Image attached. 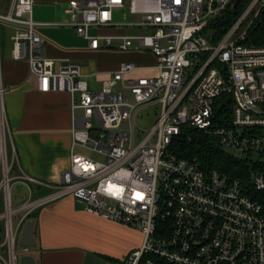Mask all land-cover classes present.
Segmentation results:
<instances>
[{
  "label": "built area",
  "instance_id": "obj_1",
  "mask_svg": "<svg viewBox=\"0 0 264 264\" xmlns=\"http://www.w3.org/2000/svg\"><path fill=\"white\" fill-rule=\"evenodd\" d=\"M34 3L14 0L0 14V25L11 29V57L27 61L38 91L69 94L70 165L55 186L24 178L47 191L39 197L29 192L12 207L10 168L2 161L1 246L7 258L0 254V263L18 264L28 255L30 249L17 251V245L29 215L70 197L85 213L143 236L136 250L114 264H264V44H251L264 29V0H248L216 43L202 32L235 9L236 0H129L127 5L123 0H70L67 25L91 50H149L156 58L154 75L130 77L141 68L121 64L101 91L89 89L78 65L55 67L41 54L44 41L37 29L42 24L32 20ZM120 8L141 15V23L133 25L152 32L130 38L88 34L110 25ZM4 92L0 84V125ZM224 95L231 99V116L218 124L214 107ZM148 105H159V116L135 143L141 130L136 113ZM184 125L247 160L251 192L222 173L202 171L197 158L173 155L170 142Z\"/></svg>",
  "mask_w": 264,
  "mask_h": 264
},
{
  "label": "crops",
  "instance_id": "obj_2",
  "mask_svg": "<svg viewBox=\"0 0 264 264\" xmlns=\"http://www.w3.org/2000/svg\"><path fill=\"white\" fill-rule=\"evenodd\" d=\"M69 1L35 0L32 8V20L42 24L37 29L44 41L41 54L55 61V67L64 63L78 65L91 91H101L103 82L121 64L133 63L141 68L130 77L155 74L152 67L156 58L149 50H91L88 41L78 37L67 25L69 16L65 8ZM123 1L127 5L129 0ZM13 2L3 0L0 14L7 13ZM140 23L141 15H132L127 8L115 9L110 25L91 28L88 34L130 38L152 32L150 28L133 25ZM11 33L8 28L0 39V84L5 89L0 125V181L3 161L10 168L9 195L13 207V203L16 206L25 201L29 192L39 197L47 191L24 178L31 177L55 186L60 182L61 173L69 168L72 101L66 92L38 91L27 61L11 57ZM118 43L115 41L114 47ZM3 209L4 195L0 191V212ZM32 214L26 223L32 221L34 224L35 246L30 248L28 255L34 257L35 264H114L136 250L143 240L138 230L85 213L70 197L48 203ZM14 218L16 222L18 216ZM3 229L0 223V254L6 259L5 248L1 246L4 244Z\"/></svg>",
  "mask_w": 264,
  "mask_h": 264
},
{
  "label": "trees",
  "instance_id": "obj_3",
  "mask_svg": "<svg viewBox=\"0 0 264 264\" xmlns=\"http://www.w3.org/2000/svg\"><path fill=\"white\" fill-rule=\"evenodd\" d=\"M248 0H236V7L232 11L224 12L219 18L210 22L203 36L209 33L211 43L219 41L224 32L235 21V16L246 5ZM8 32L6 27L0 25V39ZM257 37L251 44H264V29L259 30ZM214 107L216 113V123H228L231 116V99L228 96H223L216 101ZM224 103V104H223ZM180 133L174 137L169 146V151L177 158L192 159L197 158L202 171L209 173L212 170L224 174L232 180H238L240 184L251 192L250 187V164L245 159L233 157L226 151L224 152L219 143L212 136L204 134L202 131L192 129L186 125L180 127ZM33 214L29 215L31 217ZM28 217V219H29Z\"/></svg>",
  "mask_w": 264,
  "mask_h": 264
},
{
  "label": "rangeland",
  "instance_id": "obj_4",
  "mask_svg": "<svg viewBox=\"0 0 264 264\" xmlns=\"http://www.w3.org/2000/svg\"><path fill=\"white\" fill-rule=\"evenodd\" d=\"M3 0H0V4L2 3ZM250 18V17H249ZM248 18V19H249ZM247 23V22H246ZM159 105H148V107L141 108L136 114V124L137 127L141 130H136L135 133V139L134 142L137 143L140 139H142L148 132L149 127L154 123L156 118L159 116ZM81 113L79 112L77 115H80ZM79 153L89 156L90 158H93L95 160H100L98 156H96L94 153L91 151H86V150H79ZM14 192V189H13ZM13 194V193H12ZM14 197V195H13ZM13 203V202H12ZM15 204L13 203V206ZM15 222V218L13 219V223ZM19 245H17V251H19ZM2 264V263H0Z\"/></svg>",
  "mask_w": 264,
  "mask_h": 264
},
{
  "label": "water",
  "instance_id": "obj_5",
  "mask_svg": "<svg viewBox=\"0 0 264 264\" xmlns=\"http://www.w3.org/2000/svg\"><path fill=\"white\" fill-rule=\"evenodd\" d=\"M66 65V63H64ZM34 224L29 221L25 224L19 237V246L22 248H33L35 246V240L33 239ZM18 264H35V259L32 255H24L19 258Z\"/></svg>",
  "mask_w": 264,
  "mask_h": 264
}]
</instances>
